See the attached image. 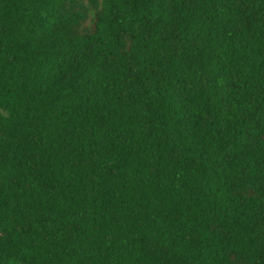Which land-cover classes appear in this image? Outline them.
<instances>
[{"label":"trees","instance_id":"1","mask_svg":"<svg viewBox=\"0 0 264 264\" xmlns=\"http://www.w3.org/2000/svg\"><path fill=\"white\" fill-rule=\"evenodd\" d=\"M0 264H264V0H0Z\"/></svg>","mask_w":264,"mask_h":264}]
</instances>
